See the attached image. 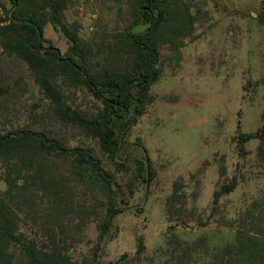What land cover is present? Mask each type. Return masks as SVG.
Instances as JSON below:
<instances>
[{"label": "trees", "instance_id": "trees-1", "mask_svg": "<svg viewBox=\"0 0 264 264\" xmlns=\"http://www.w3.org/2000/svg\"><path fill=\"white\" fill-rule=\"evenodd\" d=\"M105 1L117 4L124 25L99 28L89 38L65 20L71 0H7L8 5H1L0 51L32 72L49 100L47 116L93 139L97 148L70 145L32 127L0 131V182L5 186L0 192V264H115L126 255L106 260L102 254L114 217L127 202V193L118 191L116 173L132 171L133 179L145 187L154 179L155 169L141 143L136 144L142 155L122 154L132 144V127L154 101L150 88L161 75L160 45L179 48V39L193 25L185 0ZM257 19L264 24V0L259 1ZM47 22L67 38L65 53L45 38ZM141 25L143 29H135ZM9 90L0 85L1 92ZM262 119L257 131L240 133L236 142L242 152L248 140L258 138L256 160L264 168V111ZM238 181L234 173L217 185L209 214L218 213L221 196L232 192ZM86 185L105 196L104 201L99 199L104 214L95 245L89 253L75 255L74 235L89 215H97V206L84 209L78 198ZM133 185L131 181L127 185L130 194ZM181 187L175 183L166 201L170 227L197 220L195 210L183 202ZM251 206L225 221L235 228L234 241L206 250L208 264H264V210ZM143 248L139 237L137 252ZM183 250L182 258L197 251Z\"/></svg>", "mask_w": 264, "mask_h": 264}, {"label": "rangeland", "instance_id": "rangeland-1", "mask_svg": "<svg viewBox=\"0 0 264 264\" xmlns=\"http://www.w3.org/2000/svg\"><path fill=\"white\" fill-rule=\"evenodd\" d=\"M259 1L185 0L193 28L179 39V48L160 45L161 75L150 88L154 101L132 127V144L122 154L142 155L136 144L141 143L155 177L145 187L133 179L132 171L116 173L118 191L127 193V202L114 217L112 235L102 249L104 259L126 254L115 264H208L210 251L234 241L235 228L225 221L237 218L255 200L258 204L251 207L264 210V168L256 160L260 140H248L242 152L236 142L240 133L257 131L263 121L264 24L257 19ZM2 4L8 5L7 0H0V16ZM64 14L84 38L99 28L124 25L117 4L105 0H71ZM44 36L62 53L67 51V38L52 23L44 25ZM0 85L10 88L0 91V131L32 127L64 138L70 145L97 148L93 139L47 116L49 100L32 72L1 51ZM127 162L133 164L130 159ZM234 173L238 185L221 196L218 213L209 214L214 189ZM130 181L135 187L131 194L127 191ZM177 181L185 195L183 202L195 210L197 220L170 227L166 201ZM4 187L0 182V192ZM92 189L86 185L79 190L84 209L97 206V215H89L74 235L75 255L87 254L95 245L104 214L99 199L104 201L105 196ZM139 237L144 248L137 252ZM189 248L197 251L182 258L183 249Z\"/></svg>", "mask_w": 264, "mask_h": 264}, {"label": "crops", "instance_id": "crops-1", "mask_svg": "<svg viewBox=\"0 0 264 264\" xmlns=\"http://www.w3.org/2000/svg\"><path fill=\"white\" fill-rule=\"evenodd\" d=\"M107 255H105V257H106ZM107 258V257H106ZM107 260H110V259H107Z\"/></svg>", "mask_w": 264, "mask_h": 264}]
</instances>
